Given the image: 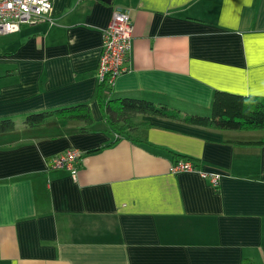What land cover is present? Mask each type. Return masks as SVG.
<instances>
[{"label": "crops", "instance_id": "obj_1", "mask_svg": "<svg viewBox=\"0 0 264 264\" xmlns=\"http://www.w3.org/2000/svg\"><path fill=\"white\" fill-rule=\"evenodd\" d=\"M115 7L133 23L112 97L208 115L215 90L264 96V0H52L0 35V264H264V129L218 130L137 115L103 119L97 64ZM86 103L93 131L33 112ZM81 152L76 177L53 168ZM186 158L219 173L169 172Z\"/></svg>", "mask_w": 264, "mask_h": 264}, {"label": "trees", "instance_id": "obj_2", "mask_svg": "<svg viewBox=\"0 0 264 264\" xmlns=\"http://www.w3.org/2000/svg\"><path fill=\"white\" fill-rule=\"evenodd\" d=\"M100 93H105L104 100L99 101L107 129L114 128L121 133L134 132L138 125L134 122L137 115H154L177 120L194 126L209 127L218 130H252L264 129V96H245L232 92L215 90L212 96L208 115L181 114L157 105L152 101L131 97H112L108 83H99ZM59 121H77L81 123L79 132L93 131L90 108L86 103L59 107L51 110L33 112L25 116L22 123L28 126H39L48 118ZM16 129V122L11 118L0 119V133ZM264 144V139L257 142ZM186 158H175L174 161Z\"/></svg>", "mask_w": 264, "mask_h": 264}, {"label": "built area", "instance_id": "obj_3", "mask_svg": "<svg viewBox=\"0 0 264 264\" xmlns=\"http://www.w3.org/2000/svg\"><path fill=\"white\" fill-rule=\"evenodd\" d=\"M51 6L52 0H0V35L17 32L23 25L33 24L36 20L47 17ZM133 30L128 9L115 7L109 24L102 32L96 71L98 83L106 82L112 86L115 79L125 72V62L132 47ZM80 159L81 152L71 147L54 156L51 166L66 170L76 177ZM186 171H196L206 177L214 188L219 186V173L202 171L190 160H175L169 166V172L172 174Z\"/></svg>", "mask_w": 264, "mask_h": 264}, {"label": "water", "instance_id": "obj_4", "mask_svg": "<svg viewBox=\"0 0 264 264\" xmlns=\"http://www.w3.org/2000/svg\"><path fill=\"white\" fill-rule=\"evenodd\" d=\"M102 1H104L106 3H112L113 0H102Z\"/></svg>", "mask_w": 264, "mask_h": 264}]
</instances>
